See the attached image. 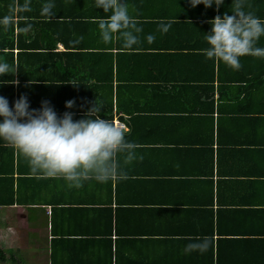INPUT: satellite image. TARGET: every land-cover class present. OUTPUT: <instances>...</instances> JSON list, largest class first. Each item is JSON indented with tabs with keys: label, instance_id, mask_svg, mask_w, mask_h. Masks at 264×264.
<instances>
[{
	"label": "crops",
	"instance_id": "crops-1",
	"mask_svg": "<svg viewBox=\"0 0 264 264\" xmlns=\"http://www.w3.org/2000/svg\"><path fill=\"white\" fill-rule=\"evenodd\" d=\"M45 2L0 0V62L17 66L14 76L2 78L17 83L0 85V96L10 108V92L12 103L25 95L30 109L48 101L58 116L71 112L74 120L96 101L103 105L101 118L123 123L142 159L127 166L120 180H90L70 189L62 179L32 175L25 158L0 142V242L14 241L5 245L16 248L14 254H45L42 264H264V57L242 56L250 83L245 90L230 88L252 103L244 124L234 110L219 107L226 95L217 88L214 98L202 96L194 87L201 82H185L209 60L202 54V4L128 0L142 32L140 43L126 49L117 39L101 41L97 24L107 14L93 9L91 0H52L50 19L42 13ZM223 5L234 8L231 1ZM260 9L253 2L251 13ZM26 25L30 31L21 33ZM149 34L155 36L151 43ZM55 37L54 47L43 50L47 55L36 54L40 40L51 44ZM256 47L264 48V36ZM108 52L120 68H114L111 87H103L95 80ZM220 65L227 69L223 77L241 83L238 70ZM218 68L215 61V77ZM26 75L30 85L20 94ZM166 77L185 82L171 101L158 87ZM68 100L71 108L64 106ZM108 104L110 117L102 115ZM153 109L156 116L147 118ZM8 193L13 202L5 204ZM203 238L209 241L205 252L184 253L186 244Z\"/></svg>",
	"mask_w": 264,
	"mask_h": 264
},
{
	"label": "clouds",
	"instance_id": "clouds-1",
	"mask_svg": "<svg viewBox=\"0 0 264 264\" xmlns=\"http://www.w3.org/2000/svg\"><path fill=\"white\" fill-rule=\"evenodd\" d=\"M188 2L192 8L200 4L219 8L224 0ZM91 4L93 9L100 8L107 14L97 24L103 43L117 39L126 49L140 43L142 28L130 13L128 0H91ZM231 4L234 5L231 15L224 13L207 21L210 28L204 33L207 47L202 49V54L206 59L238 70L242 56L264 57V48L256 47L264 36V21L244 10V0H231ZM53 8L52 0H47L42 13L50 19ZM8 23V18H4L3 27ZM168 27L161 25L160 30L166 32ZM30 29L31 25H26L19 31L27 33ZM154 40L152 34L146 37L148 43ZM16 69L17 66L0 62V85L16 84L15 79H2L14 76ZM73 104V100H68L64 106L71 108ZM101 106L95 101L82 118L74 120L71 112L58 116L48 101H42L39 109H30L27 97L21 95L10 108L7 98L0 96V142L25 158L32 175L62 179L70 189H79L90 180L101 184L120 180L126 177L127 166L142 157L137 155L136 145L126 139L120 126L101 118ZM208 244L207 238L199 239L186 244L183 251L203 253Z\"/></svg>",
	"mask_w": 264,
	"mask_h": 264
},
{
	"label": "trees",
	"instance_id": "trees-1",
	"mask_svg": "<svg viewBox=\"0 0 264 264\" xmlns=\"http://www.w3.org/2000/svg\"><path fill=\"white\" fill-rule=\"evenodd\" d=\"M224 1H231V0H224ZM253 2L261 5L260 14L259 15L254 14V15H256L261 21H264V0H244V10L246 12H251ZM201 6H203V5H201ZM230 9H232V10H230ZM215 10L217 12V15H221L224 13L231 15V11H233V8L230 5H223V4L219 8H217L215 5L208 7V8H205L203 6L201 13L198 15V18L202 19V22H204L203 26L206 27L207 32L209 31V28H210V25L208 24L207 21H209L210 19L215 17V15H216ZM207 11H210V12H207ZM200 19H198V20H200ZM205 19H208V20H205ZM195 22H201V21H195ZM37 40H38V37H37ZM44 40L45 39H43V41L40 40L41 43L40 44L38 43L39 47L38 46H32L33 49L35 47L36 48L38 47V49L42 50V52L36 53L37 55L38 54H40V55L46 54L47 55V53H44L43 50L52 49L54 47L56 37H55V39L52 40L51 44L47 43L46 40L45 41ZM35 44H37L36 41H35ZM53 53L54 54H52V55H58V53H55V52H53ZM63 54H66V53H63ZM103 55H106V58L99 65L100 73L96 77L95 81H98L100 83L99 86L102 85L103 87H105V86L111 87L110 84L112 83V74H114V68H115V72L119 73L118 70L120 68V65L118 64L117 57H116V61L114 60V55L112 54V52L104 53ZM214 62L215 61H213V60H206L204 63L201 62L199 64V67L202 69V72L200 74L192 72L194 74L195 80H192L191 77H187L188 80L185 82H190V81L201 82L200 85H195L194 87L201 89V95L202 96H204L206 93V96L207 95L210 96V94H211V95H213V98H214V91H215V88H217L219 91H221L222 93H224L226 95V99L222 100L223 102L219 104V107L226 110V111H229L230 109L234 110L236 113L234 115H241L240 119L245 124L246 121H243V120H250L251 119V115L249 114L250 113L249 109H252L251 108L252 103H249V104L246 103V93L245 92L243 94H241V92H236V91H235L236 93H233L230 88H237L238 91H240V89H243V90L246 89V86H245L246 82L249 81V83H250V79H249L248 73H247V71H248L247 65L249 63H247V61H243L242 58H240L241 67L238 69L239 72H236V73L238 75H240L242 77L240 79H243V80L241 81V83L239 85L238 84L234 85L233 78H229V76L227 78L223 77L224 71H226L227 69L224 70L221 67V65H220L221 62H217L219 68H218L217 76L215 77V75H214ZM114 64H115V66H114ZM20 68H21V66H20ZM226 68H229L231 71H233V69H231L230 67H226ZM229 73H228V75H229ZM184 75H187V73H184ZM88 77L89 76H87V75L84 77H81L82 81L86 83L89 80ZM134 78H135V76H133L131 78H127V81L132 80ZM8 79H11V78L8 77ZM29 80L31 81V79H29V77L27 75L25 76V78L22 77L20 79V83L18 86L20 94L26 93L27 85H30ZM177 81H178L177 79H172V78L166 77L165 78L166 83L163 82L161 85H158L159 88H161V86H163L165 88L163 96L168 97L170 99V101L172 99H175L174 95L176 94L175 92L178 88L177 86H181L179 84L185 83L183 81H179V82H177ZM134 82H135V80H132L130 85L134 84ZM43 86L48 87V86H51V84L50 85H43ZM187 86L188 85L186 84L183 87H187ZM7 87H11V85H8ZM191 90H192V88H191ZM160 91H161V89H160ZM221 92H220V95L222 97L223 94H221ZM166 93H168V94H166ZM44 94H45V92H44ZM13 97H14L13 92H10V94H9V98L11 100L10 104H12ZM238 99H240V100H238ZM118 100H117V107L119 109H121V106H120ZM166 101H169V100H166ZM213 102L214 101H211L210 104H213ZM224 102H230V103H224ZM111 103H112V101H111ZM110 104H108V107L106 109H104V108L102 109V115H106L107 117L112 116V106ZM171 109L174 111L177 110L176 108H171ZM129 111L130 110H128L127 112H129ZM151 112H152V115H148L147 118L149 116L150 117L156 116V109H153V111L151 110ZM157 116H159V115H157ZM233 120H234L233 117H230L229 121L231 122ZM5 179L6 178H4V180ZM9 181H11V183H12V179ZM10 191H12V190L10 189ZM2 201L5 202V204L12 203L13 202L12 193L6 194L5 199H3ZM13 255L14 254H12L10 256V259H9V261L12 264H26V263H22L21 261H18V258H16ZM0 261H6L4 258V252L2 249H0Z\"/></svg>",
	"mask_w": 264,
	"mask_h": 264
},
{
	"label": "rangeland",
	"instance_id": "rangeland-1",
	"mask_svg": "<svg viewBox=\"0 0 264 264\" xmlns=\"http://www.w3.org/2000/svg\"><path fill=\"white\" fill-rule=\"evenodd\" d=\"M16 243L14 241H12L11 239H7L6 242H0V249H5L4 252V258L6 261H0V264H12L9 259L10 256L12 254H14L13 249H7V247H5V245H15ZM17 254V255H16ZM13 256H15L16 258H18V261H21L22 263H28V264H42L44 260V258H46L45 254L43 253H39V254H32V255H23V254H19V253H15Z\"/></svg>",
	"mask_w": 264,
	"mask_h": 264
},
{
	"label": "built area",
	"instance_id": "built-area-1",
	"mask_svg": "<svg viewBox=\"0 0 264 264\" xmlns=\"http://www.w3.org/2000/svg\"><path fill=\"white\" fill-rule=\"evenodd\" d=\"M115 124L118 125V126H120L121 128L124 127L123 123H121L120 121H115Z\"/></svg>",
	"mask_w": 264,
	"mask_h": 264
}]
</instances>
